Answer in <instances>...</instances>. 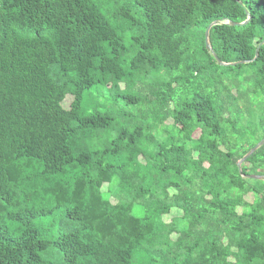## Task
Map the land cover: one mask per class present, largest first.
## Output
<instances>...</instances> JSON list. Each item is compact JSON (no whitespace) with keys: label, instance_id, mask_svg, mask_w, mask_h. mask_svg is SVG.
Here are the masks:
<instances>
[{"label":"trees","instance_id":"16d2710c","mask_svg":"<svg viewBox=\"0 0 264 264\" xmlns=\"http://www.w3.org/2000/svg\"><path fill=\"white\" fill-rule=\"evenodd\" d=\"M263 40L264 0H0V264H264Z\"/></svg>","mask_w":264,"mask_h":264},{"label":"water","instance_id":"95a60500","mask_svg":"<svg viewBox=\"0 0 264 264\" xmlns=\"http://www.w3.org/2000/svg\"><path fill=\"white\" fill-rule=\"evenodd\" d=\"M215 22H212L210 23L206 29H205V43H206V46H209L208 44V32H209V29L210 27L214 24ZM235 24V23H233ZM264 43V40L258 45V47L256 48V51H255V58L257 56V53H258V50H259V47L261 44ZM264 143V139H262L260 142H258L253 148H251L238 162H237V166H238V170L240 172V164L243 160H245L251 153H253L255 151L256 148H258L260 145H262ZM250 177H253V178H257L259 176H250Z\"/></svg>","mask_w":264,"mask_h":264},{"label":"rangeland","instance_id":"374dc122","mask_svg":"<svg viewBox=\"0 0 264 264\" xmlns=\"http://www.w3.org/2000/svg\"><path fill=\"white\" fill-rule=\"evenodd\" d=\"M67 102H68V99L65 100L64 105H67ZM250 197L251 196L249 195L247 198H249V200H250L251 199Z\"/></svg>","mask_w":264,"mask_h":264}]
</instances>
